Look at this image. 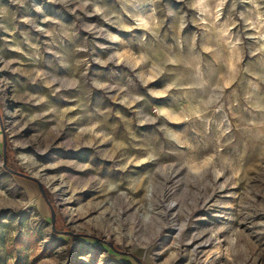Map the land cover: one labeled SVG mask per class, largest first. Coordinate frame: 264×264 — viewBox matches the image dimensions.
Listing matches in <instances>:
<instances>
[{
  "label": "rangeland",
  "instance_id": "obj_1",
  "mask_svg": "<svg viewBox=\"0 0 264 264\" xmlns=\"http://www.w3.org/2000/svg\"><path fill=\"white\" fill-rule=\"evenodd\" d=\"M0 264H264V0H0Z\"/></svg>",
  "mask_w": 264,
  "mask_h": 264
},
{
  "label": "water",
  "instance_id": "obj_2",
  "mask_svg": "<svg viewBox=\"0 0 264 264\" xmlns=\"http://www.w3.org/2000/svg\"><path fill=\"white\" fill-rule=\"evenodd\" d=\"M1 164H2L3 169L5 171L9 172V173L16 174V175H21V176H27V175H24L21 172H18V171L14 170V169H12V168H10V167H8L6 165L5 145H4V135L3 134H2V144H1ZM37 186H38V189L40 191V194L42 196H44L41 185L38 183ZM49 209H50V224H51V229H52V231L55 232L56 230L53 228V212H52V209L51 208H49Z\"/></svg>",
  "mask_w": 264,
  "mask_h": 264
},
{
  "label": "trees",
  "instance_id": "obj_3",
  "mask_svg": "<svg viewBox=\"0 0 264 264\" xmlns=\"http://www.w3.org/2000/svg\"><path fill=\"white\" fill-rule=\"evenodd\" d=\"M7 159H8V153H6V160H7ZM6 163H7V166L13 168L10 164H8V162H6Z\"/></svg>",
  "mask_w": 264,
  "mask_h": 264
}]
</instances>
